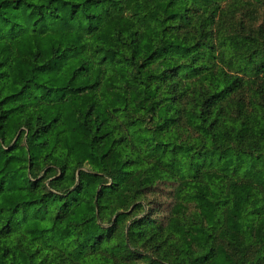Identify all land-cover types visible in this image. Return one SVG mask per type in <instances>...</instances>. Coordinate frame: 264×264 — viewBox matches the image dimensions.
<instances>
[{"label":"trees","instance_id":"16d2710c","mask_svg":"<svg viewBox=\"0 0 264 264\" xmlns=\"http://www.w3.org/2000/svg\"><path fill=\"white\" fill-rule=\"evenodd\" d=\"M262 7L0 0V264H264Z\"/></svg>","mask_w":264,"mask_h":264},{"label":"rangeland","instance_id":"374dc122","mask_svg":"<svg viewBox=\"0 0 264 264\" xmlns=\"http://www.w3.org/2000/svg\"><path fill=\"white\" fill-rule=\"evenodd\" d=\"M225 3L226 2H224V4ZM256 14L258 15L257 19H254V21H249L247 26L248 25H252L253 27H257L260 24L264 25V7L259 8L258 12H256ZM223 17H225L224 23L223 22H219V19H218L219 29H223V30H226V31H232L231 29H234V31H235V12L234 11L233 12H229V14H225L224 13ZM236 20L239 21L237 17H236ZM163 194H166L165 197H164V199H166V202H165V204L163 206V211L166 212L167 211V207H168L167 205H168V195L169 194L166 191ZM155 217L160 218L161 217V213L160 212L156 213ZM242 249H245V248H242ZM244 259H247V261L255 260L256 259V250L254 248L248 249L247 255H246V257Z\"/></svg>","mask_w":264,"mask_h":264}]
</instances>
